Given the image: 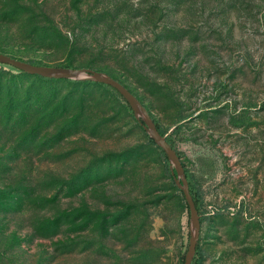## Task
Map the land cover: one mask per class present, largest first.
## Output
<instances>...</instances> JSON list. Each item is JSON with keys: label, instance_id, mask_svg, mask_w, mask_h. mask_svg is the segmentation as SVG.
Masks as SVG:
<instances>
[{"label": "rangeland", "instance_id": "obj_1", "mask_svg": "<svg viewBox=\"0 0 264 264\" xmlns=\"http://www.w3.org/2000/svg\"><path fill=\"white\" fill-rule=\"evenodd\" d=\"M0 52L121 81L199 192L201 264H264V0H0ZM187 239L121 95L0 64V264H180Z\"/></svg>", "mask_w": 264, "mask_h": 264}, {"label": "water", "instance_id": "obj_2", "mask_svg": "<svg viewBox=\"0 0 264 264\" xmlns=\"http://www.w3.org/2000/svg\"><path fill=\"white\" fill-rule=\"evenodd\" d=\"M0 63H6L23 72L47 78L79 79L107 84L121 95L128 104L133 117L139 122L146 135L163 151L172 180L183 196L188 212V239L183 254L182 264H190L199 235V214L189 192L184 167L176 149L171 146L164 135L158 131L152 116L139 98L121 81L98 69L85 66L75 67L31 63L3 52H0Z\"/></svg>", "mask_w": 264, "mask_h": 264}, {"label": "trees", "instance_id": "obj_3", "mask_svg": "<svg viewBox=\"0 0 264 264\" xmlns=\"http://www.w3.org/2000/svg\"><path fill=\"white\" fill-rule=\"evenodd\" d=\"M29 62H31V63H35L34 61H29ZM0 64H6V63H0ZM6 65H9V64H6ZM11 68H13L15 71H17V73H23V71H21V70H19L18 68H16V67H14V66H11V65H9ZM66 66H68V65H66ZM35 76H38V77H41V78H45V79H48L47 77H42V76H39V75H35ZM50 79H53V78H50ZM56 79V78H55ZM60 79V78H59ZM61 79H63V78H61ZM84 81H86V82H93V83H97V82H94V81H88V80H84ZM112 88V87H111ZM114 91H116L114 88H112ZM117 92V91H116ZM118 93V92H117ZM119 94V93H118ZM120 95V94H119ZM122 100H123V103H124V105H125V107L128 109V110H130V108H129V106H128V104L126 103V101L122 98ZM136 120V119H135ZM154 120V119H153ZM137 121V120H136ZM138 122V121H137ZM154 122H155V126H156V128L158 129V131L161 133V134H164V130L158 125V123L154 120ZM139 123V122H138ZM165 137V139L169 142V140L167 139V137L166 136H164ZM146 138H147V140L149 141V142H151L152 144H154V142L152 141V139L150 138V137H148L147 135H146ZM171 144V143H170ZM155 145V144H154ZM156 146V145H155ZM172 146V145H171ZM156 147H158V146H156ZM159 153H160V155H161V158H162V160H163V163H164V167L166 168V172H167V175H168V177H169V179H170V181L174 184V182H173V180H172V177H171V174L169 173V170H168V167H167V160H166V157H165V155H164V153H163V151L162 150H160L159 149ZM184 171H185V169H184ZM185 176H186V179H187V182H188V188H189V192H190V194H191V197H192V199H193V202H194V205H195V208L197 209V211H198V214H199V222L201 223L202 222V219H203V214L202 213H199V207H200V195H199V192H198V190L190 183V181H189V179H188V174H187V172L185 171ZM174 186H175V184H174ZM183 197V196H182ZM187 207V206H186ZM184 251H185V249H184ZM184 251L182 252V254H181V258H180V264H182V260H183V254H184ZM201 253H202V251H201V249H200V246H199V244H198V240H197V242H196V244H195V251H194V254H193V256H192V259H191V262H190V264H201V262H200V257H201Z\"/></svg>", "mask_w": 264, "mask_h": 264}]
</instances>
